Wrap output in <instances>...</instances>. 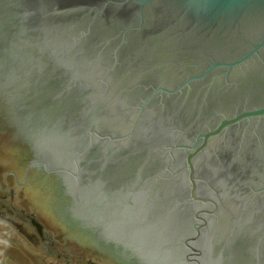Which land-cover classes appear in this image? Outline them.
Returning <instances> with one entry per match:
<instances>
[{
    "label": "water",
    "instance_id": "water-1",
    "mask_svg": "<svg viewBox=\"0 0 264 264\" xmlns=\"http://www.w3.org/2000/svg\"><path fill=\"white\" fill-rule=\"evenodd\" d=\"M0 94V203L45 246L264 264V0H0Z\"/></svg>",
    "mask_w": 264,
    "mask_h": 264
},
{
    "label": "rangeland",
    "instance_id": "rangeland-1",
    "mask_svg": "<svg viewBox=\"0 0 264 264\" xmlns=\"http://www.w3.org/2000/svg\"><path fill=\"white\" fill-rule=\"evenodd\" d=\"M0 264H91L45 246L33 226L0 203Z\"/></svg>",
    "mask_w": 264,
    "mask_h": 264
},
{
    "label": "flooded vegetation",
    "instance_id": "flooded-vegetation-1",
    "mask_svg": "<svg viewBox=\"0 0 264 264\" xmlns=\"http://www.w3.org/2000/svg\"><path fill=\"white\" fill-rule=\"evenodd\" d=\"M7 103H8V96L6 94H0V105H1V107H4V110H5V106H7ZM10 115H11V113H10Z\"/></svg>",
    "mask_w": 264,
    "mask_h": 264
}]
</instances>
